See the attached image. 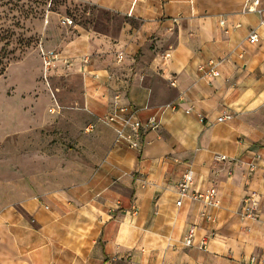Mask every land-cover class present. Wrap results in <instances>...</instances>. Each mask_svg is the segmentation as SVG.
Segmentation results:
<instances>
[{
	"label": "crops",
	"instance_id": "obj_1",
	"mask_svg": "<svg viewBox=\"0 0 264 264\" xmlns=\"http://www.w3.org/2000/svg\"><path fill=\"white\" fill-rule=\"evenodd\" d=\"M91 1L122 21L117 27L77 23L56 39L70 62L62 74L73 79L63 88L72 102L52 96L54 103L40 114L33 109L35 118L18 128L23 149L9 162L14 178L0 182V264H248L251 255L264 258V9L246 12L247 0ZM255 27L259 40L251 43ZM208 59L219 61L220 74L206 79L197 66ZM116 93L148 104L142 119L159 106L179 104L145 134L141 153L115 147L113 131L95 121ZM224 111L231 118L216 122ZM90 123L95 128L86 132ZM49 127L56 131L44 135ZM259 144L262 159L248 177L245 162ZM214 154L237 162H215ZM188 165L200 188L215 184L217 208L188 200L175 205L174 184ZM250 191L261 197L253 221L241 215ZM132 207L136 213L125 212ZM191 226L196 236L186 246ZM206 232L214 237L200 249Z\"/></svg>",
	"mask_w": 264,
	"mask_h": 264
},
{
	"label": "rangeland",
	"instance_id": "obj_2",
	"mask_svg": "<svg viewBox=\"0 0 264 264\" xmlns=\"http://www.w3.org/2000/svg\"><path fill=\"white\" fill-rule=\"evenodd\" d=\"M99 6L91 0H0V182L14 178H9L13 171L9 162L23 149L22 129L35 118L32 110L42 113V107L54 103L52 94L60 104L72 102L63 93L64 86L73 81L62 74L66 65L54 63L45 76L41 49L60 50L56 39L77 23L102 26L107 21L117 27L122 17ZM62 17L71 18L73 24L62 25ZM33 98L36 108L31 106ZM55 131L49 127L42 133Z\"/></svg>",
	"mask_w": 264,
	"mask_h": 264
},
{
	"label": "built area",
	"instance_id": "obj_3",
	"mask_svg": "<svg viewBox=\"0 0 264 264\" xmlns=\"http://www.w3.org/2000/svg\"><path fill=\"white\" fill-rule=\"evenodd\" d=\"M264 9L261 0H247L246 2V12L250 13H261ZM176 21V19H173ZM222 22V21H220ZM60 23L64 26H71L73 20L69 17H62ZM259 26H264V16H261L259 19ZM259 40L257 28H250L248 33V41L251 43H256ZM169 53H164V57L167 58ZM41 58L43 63V69L45 76L49 69L53 66L54 63L60 62L63 64H69V60L64 58L60 50L56 49H41ZM117 60L120 61L121 57L118 56ZM89 62V57H84L82 63L87 64ZM219 61L215 59H208L204 63H200L197 66V69L201 72L203 78L209 79L211 77L218 76ZM95 78L99 77V74H92ZM110 78V75H107ZM174 84L173 81H171ZM54 97V94H52ZM52 97V98H53ZM179 104H165L159 106L157 109L153 110L145 119H142L139 116L140 111L149 110L150 106L144 104L143 106H137L133 103L127 102L122 95L116 93L108 108L107 111L102 115L95 116V121L109 127L114 134L113 145L115 147L125 148L129 151L136 153H141L144 143H145V134L148 131L155 129L161 120V116L166 110L174 111L178 108ZM192 107H188L184 110L186 114H189ZM232 114L228 111L222 112L216 117V122H223L229 120ZM203 120V119H201ZM95 128L94 123H90L85 127L86 132H90ZM262 145L259 144L257 148L251 151L250 156L245 162V172L249 177L251 176L256 169L258 168V162L262 159V154L260 148ZM213 160L215 162L229 161L231 164L237 162L236 159L228 158L225 155L214 154ZM228 174H232V170L228 171ZM175 192L176 200L175 205L181 206L185 200L200 202L208 210H213L217 208L220 204L219 197L217 194L216 186L213 182L207 187L200 188L198 186V178L193 167L188 165L185 170L182 172L180 178L175 182ZM261 205V197L256 191H250L243 195L241 200V215L242 217L250 220H257L259 217V210ZM132 213H136L137 208L132 207L130 210ZM204 217L207 220L212 219L211 213H204ZM196 236L195 227L191 226L188 228L184 238L183 243L186 246H191L193 240ZM214 237L212 233L206 232L199 237L197 247L200 249H207L210 243V240ZM248 264H264V258H257L254 255L249 256Z\"/></svg>",
	"mask_w": 264,
	"mask_h": 264
}]
</instances>
